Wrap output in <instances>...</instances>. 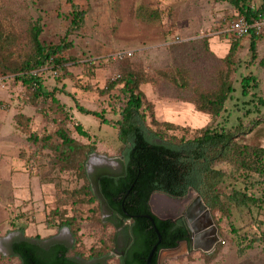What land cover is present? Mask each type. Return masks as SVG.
I'll return each instance as SVG.
<instances>
[{
  "label": "rangeland",
  "instance_id": "rangeland-1",
  "mask_svg": "<svg viewBox=\"0 0 264 264\" xmlns=\"http://www.w3.org/2000/svg\"><path fill=\"white\" fill-rule=\"evenodd\" d=\"M71 1L0 0V21L18 37V43L13 49L17 55H23L28 50L29 32L37 24L42 28L40 39L44 44L57 45L66 39L71 45L67 51L65 68L56 71L49 64L43 68L41 77L50 90L58 88L56 95L70 114L67 126L72 135L84 143L96 146V151L89 155L86 162L93 185L102 169H115L124 162V144L119 140L118 128L114 124L120 119L126 95L120 84L109 92L105 88L110 81L121 76L125 66L132 65L150 77L148 82L141 85L145 101L154 104L152 112L159 121H168L163 120L162 115H157V111L162 109L157 106L163 101L193 104L194 87L205 89L214 86L217 72L227 70L223 59L231 43L239 40L230 69L235 91L226 102L227 110L214 121L201 112H187L184 120L174 117L173 121L168 122L180 128L170 130L169 133L191 138L196 130L212 122L213 126L233 129L239 124H248L261 114L254 110L252 99L264 97V66L261 64L264 60V28L260 31L263 38L258 42L257 58L252 60L250 34L236 38L229 32L231 21L237 19V11L228 1ZM262 2L252 0L256 8ZM72 3L78 4L85 11L84 22L77 29L71 27L74 18ZM122 51H131L133 56L124 61L114 60V54ZM159 71L172 73L171 77L177 79L182 76L185 83H190V88H181ZM243 76H253L258 83L248 95L242 94ZM0 79L5 83V88H0V264H18V259L4 258L2 255H12L11 240L23 238L22 228L30 227V233L36 230L44 235L42 238L39 235L42 243L52 235L74 241L70 230L59 226V216L51 212L65 195L63 190L71 192L84 182L76 177L75 172H58L49 163L51 151L44 146V142L50 137L55 140L58 129L52 101L42 98L33 101L32 90L17 80L15 75H2ZM77 103L101 112L111 124L92 114L80 112ZM77 124L89 136L81 135ZM35 134L38 137L36 140L33 139ZM238 140L264 147V123ZM217 167L226 171L232 169L228 163L218 164ZM257 179L255 175L252 189L260 196L264 185H256ZM220 189L226 191L224 187ZM94 190L97 189L94 187ZM197 194L191 190L182 198H172L156 192L150 201L153 212L160 218L184 219L193 242L194 234L186 218V210ZM62 207L68 216L76 214L82 224L81 244L78 247L84 258L95 250L107 247L109 237L114 236L116 231L109 224L97 223V217L107 222V213L97 210L98 202L75 205L72 200H68ZM16 215L22 217L18 220L15 219ZM221 217L218 212L213 216L220 240L212 252L182 244L180 248L162 251L159 263L264 264V245L255 243L243 251L238 236L232 233L226 220ZM47 220H55L50 229L45 226ZM231 220L240 234L261 235L264 232V208H235ZM221 229L224 237L220 234ZM219 245L221 247L215 258L205 256L214 254ZM115 259L110 264H114Z\"/></svg>",
  "mask_w": 264,
  "mask_h": 264
},
{
  "label": "trees",
  "instance_id": "trees-1",
  "mask_svg": "<svg viewBox=\"0 0 264 264\" xmlns=\"http://www.w3.org/2000/svg\"><path fill=\"white\" fill-rule=\"evenodd\" d=\"M224 1L233 5L237 11V18L244 17L249 22H254L264 17V0L258 8L253 6L252 0ZM72 7L74 18L71 27L77 29L84 22L85 11L75 3H72ZM41 33V26L35 25L28 35V50L23 55H17L13 49L19 39L14 31L0 21V76L15 75L17 80H21L32 90L33 101L39 98L52 101L58 129L55 132V140L47 137L49 139L44 142V146L51 151L49 163L51 168L57 169L58 172H75L76 177L84 182L71 192L63 190L65 195L60 198L57 208L51 212L59 216V226L70 230L74 245L71 249L58 247L48 250L41 245L42 239L39 236H26L25 227L21 229L23 238L15 240L11 245L12 255L10 257L2 255V257L16 258L19 260L18 264H80L72 257L84 258L83 252L78 247L81 244L82 224L76 214L68 216L66 209H62L63 204L72 200L75 205L98 202V211H104L105 207L118 216L119 222L115 227L122 226L126 220H131L127 228L131 227L132 236L140 244L139 248L135 249V256L130 259L131 264H147L149 253L159 241L157 228L161 234V242L152 258V264H157L158 251L162 248H175L179 241L189 239V229L183 219L173 221L157 216H154L155 225H153L150 219L143 216L153 215L150 198L156 192L172 198H182L191 190L202 196L213 216H216L217 212L221 214V218L226 220L232 233L238 236L243 251L251 248L255 243L264 245V232L261 235L240 234L231 220L235 208H264V190L259 196L252 189V179L255 175L258 178L256 185H264V147L252 146L238 140L242 135L251 133L264 123L263 96L252 99L254 110H258L261 114L246 125L239 124L233 129H227L225 126H213L212 122L196 130L191 138L185 135L178 137L171 135L169 131L180 127L168 121H159L152 112L154 104L145 101V93L141 85L148 82L150 77L132 65L125 66L121 76L110 81L105 88L106 92H109L120 84L127 99L120 112V119L114 124L118 128L117 136L124 144L125 170L119 175L96 176L93 185L86 162L89 155L96 151V146L84 143L72 135L67 126L70 114L66 105L56 95L58 88L50 90L41 77L43 68L49 64L56 71L65 68L68 60L67 51L71 45L66 39L57 45H46L40 39ZM262 38L263 34L260 32L251 31L252 60L257 58V46ZM238 47L239 40L231 43L229 52L223 59L227 64V70L217 72L213 87L204 89L195 86L193 89L195 96L191 102L195 110L209 115L211 121L227 110L226 102L235 91L230 69ZM130 58L127 57L122 61ZM261 64L264 66V60ZM38 70H41L40 73H34ZM159 73L169 76L172 82L174 81L181 88H190V83H185L182 76L177 79L171 77L172 73L167 71H159ZM241 84L244 95L250 94V90L258 86L253 76H243ZM76 106L80 112L92 114L101 118L103 122L111 124L101 112L88 109L79 103ZM77 130L81 135L89 136L80 124H77ZM37 138L35 134L33 139ZM221 163H228L232 168L231 171L218 168L217 165ZM221 187L226 191H221ZM21 217L16 215L15 219ZM96 221L98 224L113 226L109 219L105 223L97 217ZM45 223L50 228L55 220L54 222L47 220ZM220 234L225 236L222 229ZM115 237L116 233L109 237L105 249L95 250L89 257L108 258L115 244ZM220 247L221 245L214 254L205 256L209 259L215 258Z\"/></svg>",
  "mask_w": 264,
  "mask_h": 264
},
{
  "label": "flooded vegetation",
  "instance_id": "flooded-vegetation-1",
  "mask_svg": "<svg viewBox=\"0 0 264 264\" xmlns=\"http://www.w3.org/2000/svg\"><path fill=\"white\" fill-rule=\"evenodd\" d=\"M124 170H125V163L123 162L118 167H115V169H109V168L102 169L101 172L97 174V177H99L102 174L119 175V174H122ZM151 198H150V201H151ZM104 212L107 213L106 219L110 220V222L112 223L116 231L115 244L113 246V250L110 251V253L108 254V258L101 257V256L87 257V258L73 256L72 258L75 259L80 264H96V263L110 264V262L114 259V257H116L114 264H131L130 259H132L135 256V249H138L140 246V244H138L135 241L134 237L132 236L131 227L127 228V226L131 224V220H126L122 226L115 227V224L119 222L118 216L115 215L113 212H109L108 210H106L105 207H104ZM157 217L159 216L157 215ZM178 220L179 219H176L173 221H178ZM127 222H130V223H127ZM14 241L15 240L13 239L11 240V245L13 244ZM182 244L190 248L192 245H194L190 230H189V239L179 241L178 245L175 248H180ZM41 245L46 247V249L48 250H52L58 247H67L71 249L74 245V242L73 241L71 242L68 239L61 238L58 235H52V237L47 239V241L41 243ZM164 250H167V249L162 248L158 251L157 264H160L159 260L161 257V253Z\"/></svg>",
  "mask_w": 264,
  "mask_h": 264
},
{
  "label": "water",
  "instance_id": "water-1",
  "mask_svg": "<svg viewBox=\"0 0 264 264\" xmlns=\"http://www.w3.org/2000/svg\"><path fill=\"white\" fill-rule=\"evenodd\" d=\"M166 195V194H165ZM170 197V196H169ZM205 212V216L207 219L208 225H210V229L213 234V239L209 242H202L203 235L205 234L204 226H200L199 216L202 212ZM153 215H143L144 217L151 220L153 225H155V219L154 216H157L154 212H152ZM186 218L188 222L190 223V226L193 231V238H194V249H202L204 252H212L215 249V246L217 242L220 240V235L218 233V229L214 224L213 216L211 213L210 207L205 203L202 196L198 193L196 198L192 201V203L188 206L186 210ZM163 219V218H161ZM156 231L159 236V241L157 244L153 247L151 252L149 253V256L147 258V264H152V258L154 256V253L157 249L158 244L161 242V234L159 233L158 229L156 228ZM201 238V239H200ZM176 248H171L167 250H174Z\"/></svg>",
  "mask_w": 264,
  "mask_h": 264
},
{
  "label": "built area",
  "instance_id": "built-area-1",
  "mask_svg": "<svg viewBox=\"0 0 264 264\" xmlns=\"http://www.w3.org/2000/svg\"><path fill=\"white\" fill-rule=\"evenodd\" d=\"M264 28V17L261 19L249 22L244 17L233 19L229 25V32H231L236 38L243 37L251 33L252 30L257 32L262 31ZM133 52L131 51H122L115 53L113 56L114 60H123L127 57H132ZM0 88H5V83L3 79H0Z\"/></svg>",
  "mask_w": 264,
  "mask_h": 264
},
{
  "label": "crops",
  "instance_id": "crops-1",
  "mask_svg": "<svg viewBox=\"0 0 264 264\" xmlns=\"http://www.w3.org/2000/svg\"><path fill=\"white\" fill-rule=\"evenodd\" d=\"M157 107H162L161 110L157 111V115L158 116L162 115L164 117L163 120H168V121H173L174 117H176V119H178V120H184V118H183V117H185L184 114L187 112L190 114L193 112L199 114V112H197L195 110V106L191 103H188V102L163 101L162 104L158 105ZM45 226H46V224H45ZM46 228H48V227L46 226ZM30 229H31L30 227L25 228V235L26 236L35 237V236L40 235L41 238H42V236H44V235H41L36 230H34L35 233H33L32 231H31L32 233H30ZM48 229H50V228H48Z\"/></svg>",
  "mask_w": 264,
  "mask_h": 264
},
{
  "label": "bare ground",
  "instance_id": "bare-ground-1",
  "mask_svg": "<svg viewBox=\"0 0 264 264\" xmlns=\"http://www.w3.org/2000/svg\"><path fill=\"white\" fill-rule=\"evenodd\" d=\"M199 223H200V226H204V229L205 230V234L202 236L204 240H201L202 242H209L213 239V234H212V231L210 229V225H208L207 223V219H206V216H205V212L203 211L200 216H199ZM201 239V238H200Z\"/></svg>",
  "mask_w": 264,
  "mask_h": 264
}]
</instances>
